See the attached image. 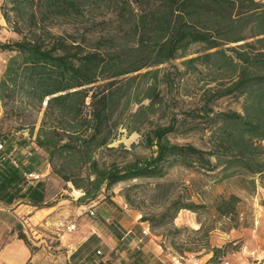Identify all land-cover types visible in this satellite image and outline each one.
<instances>
[{
	"label": "trees",
	"instance_id": "trees-1",
	"mask_svg": "<svg viewBox=\"0 0 264 264\" xmlns=\"http://www.w3.org/2000/svg\"><path fill=\"white\" fill-rule=\"evenodd\" d=\"M2 1L1 16L19 35L0 41V51L11 52L0 72L2 112L26 106L41 115L34 132V121L29 123L27 136L0 134L1 207L22 197L41 206L36 186L43 185L46 173L79 189V203L97 200L109 212L116 209L109 195L114 183L161 176L175 161L213 172L215 180L239 176L253 186L256 177L264 179V0ZM57 22L70 29L52 31ZM192 44L199 47L189 55ZM177 57L183 69L161 66ZM191 72L202 83L195 103L165 113L168 101L160 92L172 87L174 76L178 82ZM222 98L227 104L221 107ZM156 108L166 121L140 129ZM118 127L139 132L150 152L127 157L121 143L110 145ZM188 131H206L202 145L167 136ZM23 149L30 154L23 155ZM44 169L31 182L23 177V171ZM235 200L233 194L221 198L217 211L231 213ZM197 205L173 199L158 214L139 219L155 227L179 208ZM116 218L95 214L94 222L124 250L121 264H146L142 243L129 248L121 241L125 234ZM98 241L90 233L70 253L71 260L103 264L95 255ZM210 250L202 264L221 258V246Z\"/></svg>",
	"mask_w": 264,
	"mask_h": 264
},
{
	"label": "rangeland",
	"instance_id": "rangeland-1",
	"mask_svg": "<svg viewBox=\"0 0 264 264\" xmlns=\"http://www.w3.org/2000/svg\"><path fill=\"white\" fill-rule=\"evenodd\" d=\"M2 0H0V9ZM0 41L12 40L19 35L7 24L0 13ZM51 30L58 32L62 29L69 30L66 23H53ZM198 44H192L187 51L192 52L198 49ZM10 51H0V72L6 57ZM179 57L163 63L165 69L173 70V66L183 69ZM195 73H183L177 82L174 76V83L168 91L162 90L160 93L167 99L168 111H178L180 107H189L195 103L196 87L201 81H195ZM186 91L184 93V90ZM195 93V95H193ZM146 100H143L145 102ZM226 98L219 99L218 105L225 106ZM237 103L231 102L230 106L236 107ZM41 110H31L28 107H18L9 114H3L0 106V134L6 137L27 136L28 127L34 121L32 132L36 130ZM166 121V116L161 115L160 109L150 114L147 121L140 125V129L145 130L148 125L162 123ZM119 131L115 138L109 143L117 145L121 143L128 150L127 157L132 154H148L150 148L144 146L141 135L136 131H126L124 127H118ZM33 134V133H32ZM206 131H188L185 134H167L172 141H188L197 146L202 145V140L206 136ZM43 167V163L39 166ZM213 172L203 169L183 166L178 161L171 163L161 176H138L131 179H124L114 183L109 191L110 199L116 209L108 214L114 217L123 213L124 219H138L140 215L158 214L173 199L179 201H193L198 205L194 210L179 208L174 216L166 224L149 227V233L145 235L141 249L148 257L151 264H172L170 256H175L177 260L184 261L189 254L202 256L208 253L211 246H221L222 255L215 264H264V179H254V185L248 184L239 176H230L221 180H215ZM47 189L52 194L50 201H61L63 204L55 208L62 209L57 215H47L41 219L43 210L37 211L34 218H26V213L22 212L19 217L12 211L0 209V248L5 241L13 240L14 244L8 242V246L0 253L3 257H15L22 262L27 261L29 253L38 255L36 264H74L70 258L73 250H67L65 245L70 240L75 244L79 239L87 234L88 222L95 221V213H88L90 206L87 203H79L73 200L71 195L80 191L70 184H65L54 173H48L45 178ZM229 194L237 196L233 202L231 213L222 214L216 209L221 198H226ZM98 195V197H100ZM61 198V199H60ZM48 203V201H46ZM76 204V205H75ZM74 206H78L74 209ZM114 213H116L114 215ZM6 214V215H5ZM82 216L83 219H78ZM46 218V219H45ZM68 220L73 224L72 228L66 229ZM61 222V224H59ZM146 222V221H143ZM147 223V222H146ZM69 224V223H67ZM103 230L107 228L101 225ZM106 228V229H104ZM232 231L233 236H223V232ZM139 229L132 230V235L138 234ZM21 232L24 238H18ZM111 249L99 247L100 252L95 253L100 261H122L125 257L124 250L119 247L116 238L112 236ZM73 233L74 237H70ZM121 233V232H120ZM121 241L127 247L131 244L127 241L129 236L121 235ZM222 239V240H221ZM19 242H16V241ZM21 242V243H20ZM122 243V242H121ZM115 244V246H113ZM71 251V252H69ZM119 252H123L120 254ZM82 256L83 251L79 252ZM103 256L105 258H103ZM229 257V258H227ZM79 258V255L78 257ZM104 259V260H102ZM229 260V261H228ZM107 264V262H102ZM203 263V260L201 264ZM29 264V263H25ZM77 264V263H75Z\"/></svg>",
	"mask_w": 264,
	"mask_h": 264
},
{
	"label": "crops",
	"instance_id": "crops-1",
	"mask_svg": "<svg viewBox=\"0 0 264 264\" xmlns=\"http://www.w3.org/2000/svg\"><path fill=\"white\" fill-rule=\"evenodd\" d=\"M262 143L264 144V139L262 140ZM46 171L48 172V169H46ZM47 174L46 173L42 178H43V185H39V187L36 186V190H38L39 192L42 193V197H41V200H40V203H42L41 206L39 207H36L35 205L32 204V202H30L26 197H22V198H19L15 201H13V203H11V205H9L8 207H1L0 206V209L1 210H5V211H12L14 213H16L19 217L21 216L22 212H25L26 213V218H34V216L36 215V212L37 211H41L43 210V213H41L42 215H40L41 219H43V217H46L47 215H57V213L59 212H62V209L60 210L59 208H55L56 206H60V204H63L61 203V201H50L51 200V197H52V194L49 193L48 189H47V183L45 181V178L47 177ZM69 184V183H67ZM77 192L75 195H71V198L73 200L77 199V197L81 194V191H76ZM40 198V196H38ZM61 199V198H60ZM46 201H48V203H46ZM97 200H93L91 202H88L87 203V206H90V209L92 211H94L95 214H99L100 216H102L105 220H110L113 218L111 217L108 213H109V210H107V208L103 205V203L99 202V203H96ZM76 205V204H75ZM58 206V207H59ZM78 209L80 210V208L78 206H74V209ZM116 213H114L115 215ZM6 215V214H5ZM117 218V222L119 223V225L121 226V229L123 230V233L127 236H129V239L127 241H129L128 243H130L132 245V240L134 239V237L138 234H135V235H132V230L134 229H139L138 233L140 232V228L142 226H145L148 224L146 222H143V220H138V219H135V218H132V219H124L123 216L124 214L121 212L118 214L115 215ZM46 219V218H45ZM78 219H83L82 216ZM71 220H68L67 223H70ZM65 222V224H67ZM88 231H87V234L84 235L81 239H79L77 241V243L73 244L70 242V240H64L66 241L65 245L67 247H69L67 250H73L81 241H83L90 233H95L98 237H99V244H101L103 247H108L109 249H111V244H112V237L111 235L109 234L108 230L106 228V230H103L101 226H99L97 223L95 222H88ZM148 233H149V226H148ZM147 233V234H148ZM71 236L70 237H74L73 233H69ZM234 233H232L231 230H229L228 232H223V236H233ZM146 235V234H145ZM145 235L143 237V239L145 238ZM222 240V239H221ZM13 240H8V241H5L3 243V245L1 246L0 248V253L3 252V250L6 248V246H8V242H10L11 244H14V242H12ZM16 242H19L18 240ZM21 243V242H20ZM116 244V243H115ZM115 244L113 246H115ZM142 244H143V241H142ZM215 245H218V244H215ZM209 252L208 253H205L203 254L202 256H196L198 258V260L200 262L205 261L210 255H211V250L209 249L208 250ZM71 252V251H69ZM120 254H123V252H119ZM173 257L174 256H170V262H172V264H175L174 261H173ZM38 255H36L35 253H29L28 257H27V261L25 262H22L20 261V259H16L15 257H3V256H0V264H25V263H29V264H36V262H38ZM103 258H105L103 256ZM229 258V257H227ZM124 259V257H123ZM104 260V259H102ZM229 261V260H228ZM237 261H240V258L239 260ZM235 261V262H237ZM102 262H107V264H121V259L120 261H102ZM235 262H231V259H230V264H235ZM148 264H151V262H148Z\"/></svg>",
	"mask_w": 264,
	"mask_h": 264
},
{
	"label": "built area",
	"instance_id": "built-area-1",
	"mask_svg": "<svg viewBox=\"0 0 264 264\" xmlns=\"http://www.w3.org/2000/svg\"><path fill=\"white\" fill-rule=\"evenodd\" d=\"M3 142H4V139H0V148H2ZM30 152H31V149H23L22 150V154L23 155H29ZM9 160L14 165L17 163L16 159L13 156H11V155L9 156ZM44 174H45V169L44 170H39V171H35V170L27 171V172L23 171V177L28 182H31L32 180L40 178ZM88 213L92 214L93 211L91 209H88ZM59 224H61V222H59ZM72 226H73L72 223L66 224V229H70V228H72ZM147 233H148V226L147 225L142 226L140 228L139 234L136 235L134 237V239L132 240V245L131 246L138 247V245L140 243H142L144 235L147 234ZM96 252L99 253L100 251L96 250ZM173 261H174L175 264H201V262L198 260V258L196 256H194L193 254H189L188 258H185L184 261L177 260L176 257L174 256L173 257ZM223 263L227 264V261H223Z\"/></svg>",
	"mask_w": 264,
	"mask_h": 264
}]
</instances>
